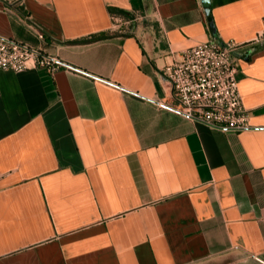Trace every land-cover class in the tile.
<instances>
[{
  "label": "crops",
  "instance_id": "1",
  "mask_svg": "<svg viewBox=\"0 0 264 264\" xmlns=\"http://www.w3.org/2000/svg\"><path fill=\"white\" fill-rule=\"evenodd\" d=\"M263 21L264 0H0V35L80 70L0 69V264H264ZM208 39L242 44L245 130L169 107L161 68Z\"/></svg>",
  "mask_w": 264,
  "mask_h": 264
},
{
  "label": "built area",
  "instance_id": "2",
  "mask_svg": "<svg viewBox=\"0 0 264 264\" xmlns=\"http://www.w3.org/2000/svg\"><path fill=\"white\" fill-rule=\"evenodd\" d=\"M112 19L117 29L122 23H128L117 15ZM34 32L37 40L44 43V33L38 29ZM263 40L264 21L250 42ZM241 45L233 40L219 43L208 39L184 49L180 59L164 65L161 72L170 85L172 97L169 107L186 118L221 131L239 132L249 128L236 76L235 51ZM40 67L49 72L59 69L80 72L57 54L45 51L40 43L33 45L0 35V69L21 72Z\"/></svg>",
  "mask_w": 264,
  "mask_h": 264
},
{
  "label": "trees",
  "instance_id": "3",
  "mask_svg": "<svg viewBox=\"0 0 264 264\" xmlns=\"http://www.w3.org/2000/svg\"><path fill=\"white\" fill-rule=\"evenodd\" d=\"M44 40L46 41V37L44 38Z\"/></svg>",
  "mask_w": 264,
  "mask_h": 264
},
{
  "label": "bare ground",
  "instance_id": "4",
  "mask_svg": "<svg viewBox=\"0 0 264 264\" xmlns=\"http://www.w3.org/2000/svg\"><path fill=\"white\" fill-rule=\"evenodd\" d=\"M178 58V57H177Z\"/></svg>",
  "mask_w": 264,
  "mask_h": 264
}]
</instances>
